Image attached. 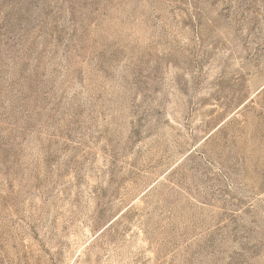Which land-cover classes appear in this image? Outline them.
Wrapping results in <instances>:
<instances>
[{"label":"rangeland","instance_id":"rangeland-1","mask_svg":"<svg viewBox=\"0 0 264 264\" xmlns=\"http://www.w3.org/2000/svg\"><path fill=\"white\" fill-rule=\"evenodd\" d=\"M0 264H264V0H0Z\"/></svg>","mask_w":264,"mask_h":264}]
</instances>
